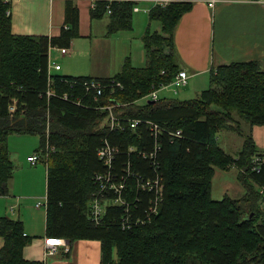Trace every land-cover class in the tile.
Returning <instances> with one entry per match:
<instances>
[{
    "label": "trees",
    "instance_id": "trees-1",
    "mask_svg": "<svg viewBox=\"0 0 264 264\" xmlns=\"http://www.w3.org/2000/svg\"><path fill=\"white\" fill-rule=\"evenodd\" d=\"M108 4L98 1L92 18L108 16L109 34L131 30L137 2L113 0L110 14ZM192 6L193 0L153 6L150 19L160 21L162 29H148L143 37L147 65L135 67L128 57L114 76L96 78L106 87L102 101L96 102L75 85V80L94 77L56 74L50 82V50L70 47L80 36L78 8L67 1L68 28L64 26L59 37L16 35L11 4L0 0V195L9 193L15 172L9 136H39L37 152L43 151L48 168L46 234L70 242L100 240L102 264H264V194L260 192L264 160L259 171L254 168L255 157L264 156L257 154L251 135H246L238 157L218 142L223 128L245 135L236 115L250 125H264L260 61L232 62L212 70L210 87L196 98L138 102L170 84L181 70L175 29ZM15 99L17 109L11 114ZM114 101L127 104L117 112L140 120L136 128L126 125V131H120L107 126L109 112L100 106ZM107 145L114 153L111 167L98 155ZM233 166L245 193L240 198L213 199L215 168ZM99 173L124 184L120 193L126 203L110 204L97 224L90 219L89 201L97 190L93 178ZM148 180L154 183L150 190L142 187ZM0 235L5 239L0 264H44L24 258V247L34 237L26 234L20 220L0 217Z\"/></svg>",
    "mask_w": 264,
    "mask_h": 264
},
{
    "label": "crops",
    "instance_id": "crops-1",
    "mask_svg": "<svg viewBox=\"0 0 264 264\" xmlns=\"http://www.w3.org/2000/svg\"><path fill=\"white\" fill-rule=\"evenodd\" d=\"M5 1L11 4L13 33L36 37H59L66 22L67 1L78 8L80 36L71 41L66 53H62L58 47L50 50L51 63L60 65V69L53 67V72L61 76L105 78L99 76L106 71H110L111 74L117 73L119 68L121 71L128 57L135 67L138 63L134 62L147 65L143 37L148 29L159 32L162 29L160 21L150 19L152 0H143L144 3L138 5L140 9L133 15V31H120L114 34L108 33L110 21L108 16L92 18L93 0ZM209 2L210 0H193L191 10L181 17L175 29L177 63L181 70L187 71L189 81L193 83V88H187L184 92L191 94H200L206 89L210 84L211 71L219 66L258 60L264 69V4L252 0H219L211 7ZM136 28L137 35L133 34ZM86 39H90L88 44L85 43ZM106 39H109V46L100 43ZM133 44L136 46V59L132 49L127 47H132ZM87 45L89 49L86 48ZM92 47L97 51L96 67L93 66L95 61ZM118 49L121 53L114 58V53ZM102 56H106L115 65V69L107 68L101 61ZM187 85L183 87H188ZM166 89H170L174 94L179 93L178 91L175 93L171 87ZM235 120L240 122V129L245 135H241L234 128H223L218 134L220 146L228 154L238 157L245 144L246 135H251L257 147V154L264 156V125H250L238 116H235ZM10 139L9 137V142ZM36 151L37 147H33L31 150L19 152L14 158L15 161L11 156L15 172L9 182V193L0 195V217L9 216L20 220L26 234L34 237L23 250L24 258L27 260L41 261L44 264H102V242L96 239L68 241L71 247L68 253H65L63 248L54 254L47 253L45 244V238L48 237L47 206L37 204L42 199L47 202L48 168L46 162L45 166H39V163L33 165L28 160ZM244 193L243 187L241 195ZM261 206L264 209V199ZM42 207L45 209L43 213L40 211ZM4 243L5 239L0 235V249Z\"/></svg>",
    "mask_w": 264,
    "mask_h": 264
},
{
    "label": "built area",
    "instance_id": "built-area-1",
    "mask_svg": "<svg viewBox=\"0 0 264 264\" xmlns=\"http://www.w3.org/2000/svg\"><path fill=\"white\" fill-rule=\"evenodd\" d=\"M98 1L100 0L92 1V4H91L92 9L97 8ZM107 1H109V4L107 5V13L110 14L111 13L110 2H112L113 0H107ZM174 1L176 0H152L153 6H158V5L167 6L168 4ZM217 1L219 0H210L209 5L211 7H214ZM252 1L264 3V0H252ZM139 9L140 7L137 5L134 8L135 11H139ZM65 27L68 28L67 25ZM68 48L69 47H58V49L62 53H66L68 51ZM53 67H55V69H60V65L58 64L53 65L50 61L49 76L51 78L50 79L51 83L53 82V78H52L53 75L51 73V70ZM188 82H189V75L187 71L180 70L179 73L176 75L175 79L170 84L164 85V87L166 88L171 87L172 90H174V92L176 93L178 91L179 86H186ZM76 84L81 86V88L84 89V91H86L87 93L92 94L93 99L96 102L102 101L103 93L106 87H105L104 82H102L101 80L96 79V78L82 79L80 81L75 80V85ZM116 85H121V83L118 82ZM162 89H163V86H162ZM112 90H114V88H112ZM158 93H159V90L153 91L152 93L148 95L147 100H158L160 98V95H158ZM50 94L51 92H49V95ZM67 96L68 95L66 94L65 97L67 98ZM75 96L78 97L77 95ZM77 100H79L80 102L81 98L80 99L77 98ZM122 105L123 104L114 101V102L106 103L105 105L100 106L103 110H108L109 112L107 126L110 129H119L120 131H126V127H125L126 125H129V127L131 128H136L139 125L140 120L132 119L122 114V112L120 113L117 112V109L121 108ZM16 109H17V100L15 99L11 103L9 111L11 113H14ZM180 133L181 132L179 131V134L175 135V137H179ZM47 149L48 151L49 149H51V146L49 144H48ZM113 154H114L113 148L110 147L109 145L100 148L98 151L99 158L102 159L105 165L109 167H111L112 160L114 159ZM28 160L33 165L38 164L39 162L43 160V151H39V152L36 151L33 155L28 157ZM263 160L264 159H262L261 156L255 157L254 168L257 169V171L260 170V167H259L260 162H263ZM93 180L97 184V190L91 194L90 201H89L90 219L93 222L99 224L104 219L107 207L110 204L122 205L126 203L123 195L120 193V191L123 190L124 184L122 183L117 184L115 181H111L108 175L105 176L102 173L95 175ZM153 186H154V183L151 180H148L147 182L142 184V187L144 189L146 187V188H149V190ZM260 192L264 194V186L261 187ZM109 194H113L114 197H112ZM161 197H162V188L160 186L157 189L158 200H160ZM46 205H47V202H42V201L38 202L37 204V206H46ZM160 205H161V202L158 201L156 205V211L159 210ZM68 241H69L68 239L63 238V237H55V236L46 237L45 244L47 247V253H50V254L57 253L60 248H63L64 252L68 253L71 250L70 243H69L70 241L69 242Z\"/></svg>",
    "mask_w": 264,
    "mask_h": 264
},
{
    "label": "rangeland",
    "instance_id": "rangeland-1",
    "mask_svg": "<svg viewBox=\"0 0 264 264\" xmlns=\"http://www.w3.org/2000/svg\"><path fill=\"white\" fill-rule=\"evenodd\" d=\"M142 3H144L143 0L138 1L137 2V6L140 5V4H142ZM258 3H260V2H258ZM135 12L136 11H134V13ZM155 24H158V23L155 22ZM122 31H130V30H122ZM133 34H135V35L138 34V28H136V30H135V32ZM89 40L90 39H86L85 43L88 44L89 43ZM100 43H105V46H109V39L100 41ZM127 47L129 49L130 48L132 49L133 55H134V57L136 59V46H135V44H133L132 47H130V46H127ZM86 48L89 49V45H87ZM169 50L170 49L167 48L166 49V52L168 53ZM92 51H93V58H94V61H95L93 63V66L96 67L97 64H98V60L95 58L97 56L96 48L95 47H92ZM89 52L90 51H88V53ZM120 53H121V50L118 49L114 53V58H115V56H118ZM101 61H103L104 64L107 65V68L108 67H112V68L115 69V65H113L106 56H102ZM134 63L135 64L138 63V64H136L137 67H144V65H146V64H140L139 62H134ZM53 71L54 70L52 69L51 70V73L54 76L56 74ZM117 71H120V68ZM163 72L164 71H162V73ZM114 73L115 72H112V74H111L110 71H106L105 74H102L99 77H109L111 75L113 76V75L117 74L118 72L115 73V74ZM95 75H98V74H95ZM104 75H108V76H104ZM164 85H167V84H164ZM164 85H163V90L160 91L158 93V95H161V96L162 95H169L172 98H176V99H179V100H182V101L189 100V99H193V98H196V97H198L200 95V94H193V93L191 94V92H184V91L187 90V88H193V83L190 82V81H189V84L187 85L188 87H183V86L181 87V86H179L178 87V92L179 93H177V94H174L172 91H170V89H166V87H164ZM209 87H210V84H208V86H207L206 89H208ZM147 98H148V95H145L143 98L141 97L140 99H138L139 100L138 101L139 104H146ZM112 99L113 98H111L110 100H112ZM123 103L124 102H122V104ZM124 104L127 105L126 103H124ZM213 108H217V106L213 105ZM11 114H13V113H11ZM236 116H238V115H236ZM50 127H51V124L50 125L48 124L47 137L49 136V133H50ZM9 137L11 138L10 139V142H9V146H10L11 156H12L13 160H14V158H16V155L19 152H24V151H27L29 149L31 150V149H33V147H37L38 148L39 142H40V138L37 135H27V134H14L13 135L12 134ZM48 142L49 141H47V144H45L46 147H48V144H49ZM66 158H67V156H66ZM38 165L39 166H45L46 164L44 162H39ZM215 169H216V173H215V176H214L213 182H212V198L215 199V200H220V199H222L225 196V194H227V195H229L231 197H234V196L235 197H239V198L242 197L241 194L243 192V186H242L241 181L238 178V168L236 166H233V167H231L228 170H222V169L217 168V167ZM42 202H45V199L44 200L42 199ZM32 207H33L32 209L34 210L35 204ZM40 211L43 213L45 211L44 207H42V209Z\"/></svg>",
    "mask_w": 264,
    "mask_h": 264
},
{
    "label": "bare ground",
    "instance_id": "bare-ground-1",
    "mask_svg": "<svg viewBox=\"0 0 264 264\" xmlns=\"http://www.w3.org/2000/svg\"><path fill=\"white\" fill-rule=\"evenodd\" d=\"M262 187V186H261Z\"/></svg>",
    "mask_w": 264,
    "mask_h": 264
}]
</instances>
